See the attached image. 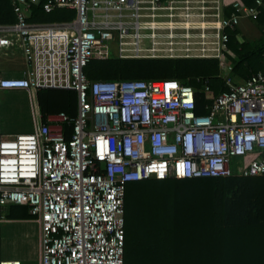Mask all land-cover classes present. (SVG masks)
I'll use <instances>...</instances> for the list:
<instances>
[{
  "label": "built area",
  "instance_id": "built-area-1",
  "mask_svg": "<svg viewBox=\"0 0 264 264\" xmlns=\"http://www.w3.org/2000/svg\"><path fill=\"white\" fill-rule=\"evenodd\" d=\"M33 1L10 0L15 21L0 24V55L23 62L16 77L0 66V91L76 94L74 118L35 114L30 132L0 135V222L10 206L27 208L37 264H122L128 183L264 176V67L235 82L227 58L230 34L263 0H45L44 13L73 17L30 23ZM110 59L215 61L227 90L195 114L193 88L173 79L86 78L89 62Z\"/></svg>",
  "mask_w": 264,
  "mask_h": 264
},
{
  "label": "trees",
  "instance_id": "trees-1",
  "mask_svg": "<svg viewBox=\"0 0 264 264\" xmlns=\"http://www.w3.org/2000/svg\"><path fill=\"white\" fill-rule=\"evenodd\" d=\"M44 2L30 4L28 22L59 23L73 17L64 9L44 13ZM14 21L10 0H0V24ZM254 23L260 31L256 41L243 40L236 32L229 36L233 57L227 58L235 82L264 67V9ZM83 72L88 80H176L193 88L195 114H203V104L227 90L216 62L208 60L110 59L91 61ZM205 86L208 95L201 93ZM33 101L40 123L48 115L76 114V94L71 90L38 89ZM62 127L68 138L70 127ZM6 219L31 217L26 207L10 206ZM123 222L122 264H264V176L131 182L125 186Z\"/></svg>",
  "mask_w": 264,
  "mask_h": 264
},
{
  "label": "rangeland",
  "instance_id": "rangeland-1",
  "mask_svg": "<svg viewBox=\"0 0 264 264\" xmlns=\"http://www.w3.org/2000/svg\"><path fill=\"white\" fill-rule=\"evenodd\" d=\"M246 24L242 22L240 27L245 28ZM253 30H255V33L246 34L242 39L248 41L256 39L258 31L255 28ZM0 66L6 70L10 68L17 69L22 66V61L20 56L11 59L4 53H1ZM19 74L20 71L16 70L6 72L4 75L16 77ZM0 128L2 130V132L0 130V135L2 136L30 132L28 102L23 91H0ZM21 128H26V130H22ZM241 165V159L236 158L232 160L231 169H233L234 174H237V167ZM0 259H18L23 262L22 264H37L35 224L31 222L22 224L0 222Z\"/></svg>",
  "mask_w": 264,
  "mask_h": 264
},
{
  "label": "crops",
  "instance_id": "crops-1",
  "mask_svg": "<svg viewBox=\"0 0 264 264\" xmlns=\"http://www.w3.org/2000/svg\"><path fill=\"white\" fill-rule=\"evenodd\" d=\"M230 1H232V0H230ZM240 2H242L241 0H239ZM243 3V2H242ZM244 4V3H243ZM264 9V2H263V8H262V10ZM255 21V20H254ZM254 21H250V20H240V22H239V24H238V27L234 30V32H236L235 34H237V36L238 37H240V38H243V37H245V35L246 34H252V32H254L255 33V30H253L254 28L258 31V36H257V38L256 39H254V40H251V41H249V42H252V41H256L257 39H259V37H260V31L257 29V27H256V25H255V23H254ZM242 22H244V23H247L246 24V26H245V28H242V27H240V25H241V23ZM250 23V24H249ZM252 27V28H251ZM255 35V34H254ZM236 36V38H238ZM246 41H248V40H246ZM228 50V56L229 57H233V55H232V52L229 50V49H227ZM3 70H6L4 67H1ZM23 69V62H22V66L20 67V68H17V69H8V70H6L7 72H13V71H16V70H18V71H21ZM6 73V72H5ZM4 73V74H5ZM25 96H26V98H27V102H28V109H29V120H30V128H29V131H31L32 130V128H33V115H35L36 114V108H35V106H34V101H33V94H30V95H28V94H26L25 93ZM22 130H26V128H21ZM0 130H1V128H0ZM1 132H2V130H1ZM3 134V133H2ZM9 134H13V133H9ZM15 134H18V133H15ZM14 135V134H13ZM7 222H10V223H19V224H22V223H33V224H35V227H36V238H37V255H38V224H37V221L35 220V219H33V218H31V220H23V221H13V220H7ZM18 260V259H17Z\"/></svg>",
  "mask_w": 264,
  "mask_h": 264
}]
</instances>
